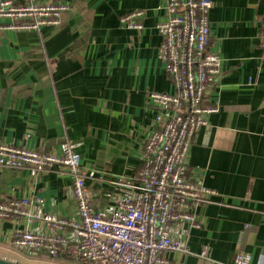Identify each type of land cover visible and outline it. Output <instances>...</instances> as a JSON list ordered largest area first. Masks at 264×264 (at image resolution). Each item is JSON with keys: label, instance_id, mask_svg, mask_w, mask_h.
I'll use <instances>...</instances> for the list:
<instances>
[{"label": "crops", "instance_id": "1", "mask_svg": "<svg viewBox=\"0 0 264 264\" xmlns=\"http://www.w3.org/2000/svg\"><path fill=\"white\" fill-rule=\"evenodd\" d=\"M42 1L70 5L60 24L0 30V142L48 151L78 143L82 164L97 171L87 179L95 208L112 207L137 189L157 110L149 93L174 91L158 53L165 0ZM136 10L145 11L142 28L126 27L121 17ZM263 16L264 0H213L210 48L222 58V76L204 104L219 110L199 130L188 163L216 194L198 209L201 227L173 224L189 251H167L168 264H232L240 250L264 264ZM71 183L58 165L37 173L0 167V200L39 198L45 211L76 218ZM26 229L46 230L40 219L0 218V257L20 256L12 241Z\"/></svg>", "mask_w": 264, "mask_h": 264}, {"label": "built area", "instance_id": "2", "mask_svg": "<svg viewBox=\"0 0 264 264\" xmlns=\"http://www.w3.org/2000/svg\"><path fill=\"white\" fill-rule=\"evenodd\" d=\"M213 0H165L166 18L157 23L158 48L173 92H150L156 115L142 144V165L135 193L123 192L112 207L95 208L87 179L97 171L82 164L79 144L63 141L57 149H31L0 142V167L42 172L58 165L72 179L77 217L43 209V200L29 196L0 200V218L40 219L45 231L21 230L12 244L22 264H168L167 251L188 252L186 240L172 236L176 222L201 227L198 209L216 194L204 179L190 173L188 155L199 130L216 104H204L211 83L222 76V58L210 48L209 14ZM70 5L57 1L0 0V30H39L58 25ZM144 10L121 17L126 27L141 29ZM264 46V16L260 25ZM209 257L207 247L201 252ZM6 259V258H5ZM232 264H251V255L238 251Z\"/></svg>", "mask_w": 264, "mask_h": 264}, {"label": "water", "instance_id": "3", "mask_svg": "<svg viewBox=\"0 0 264 264\" xmlns=\"http://www.w3.org/2000/svg\"><path fill=\"white\" fill-rule=\"evenodd\" d=\"M0 264H22V263L0 257Z\"/></svg>", "mask_w": 264, "mask_h": 264}]
</instances>
